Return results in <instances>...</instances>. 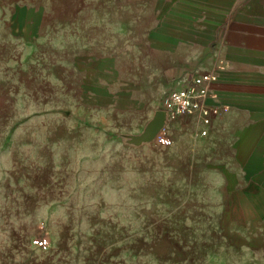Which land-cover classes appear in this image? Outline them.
<instances>
[{"label": "rangeland", "instance_id": "1", "mask_svg": "<svg viewBox=\"0 0 264 264\" xmlns=\"http://www.w3.org/2000/svg\"><path fill=\"white\" fill-rule=\"evenodd\" d=\"M158 1L0 0V264H264L194 139L129 145L151 109L89 98L88 58L126 72Z\"/></svg>", "mask_w": 264, "mask_h": 264}, {"label": "crops", "instance_id": "2", "mask_svg": "<svg viewBox=\"0 0 264 264\" xmlns=\"http://www.w3.org/2000/svg\"><path fill=\"white\" fill-rule=\"evenodd\" d=\"M154 9L156 23L134 44L126 72L114 56L88 58L89 98L100 107H148L145 125L165 93L197 73L216 74L211 122L195 113L160 132L189 135L231 198L256 205L264 254V0H159Z\"/></svg>", "mask_w": 264, "mask_h": 264}, {"label": "built area", "instance_id": "3", "mask_svg": "<svg viewBox=\"0 0 264 264\" xmlns=\"http://www.w3.org/2000/svg\"><path fill=\"white\" fill-rule=\"evenodd\" d=\"M216 79L217 75L213 73H197L186 79L181 88L165 93L160 109L166 113L167 122L199 113L202 122L209 124L219 112L214 103H208L210 84Z\"/></svg>", "mask_w": 264, "mask_h": 264}, {"label": "water", "instance_id": "4", "mask_svg": "<svg viewBox=\"0 0 264 264\" xmlns=\"http://www.w3.org/2000/svg\"><path fill=\"white\" fill-rule=\"evenodd\" d=\"M166 113L159 109L155 111L152 118L144 125L139 134H120L126 143L133 146H139L144 143H150L155 140L158 133L166 126Z\"/></svg>", "mask_w": 264, "mask_h": 264}]
</instances>
